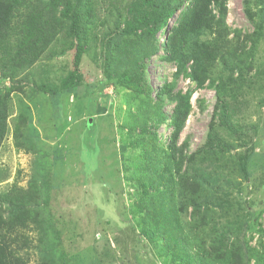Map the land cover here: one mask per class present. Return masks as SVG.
Segmentation results:
<instances>
[{
  "label": "rangeland",
  "instance_id": "rangeland-1",
  "mask_svg": "<svg viewBox=\"0 0 264 264\" xmlns=\"http://www.w3.org/2000/svg\"><path fill=\"white\" fill-rule=\"evenodd\" d=\"M66 1L18 2L13 43L0 50V117L6 114L0 242L14 264H187L185 251L196 258L193 264H213L206 254L216 252L226 220L234 232L227 244L246 240L256 250L250 264H264V76L254 78L255 68L246 64L254 58L264 66V0H226L227 34L245 48L247 77L238 70L226 77L235 130L216 124L234 148L224 156L197 153L216 111V91L177 74L178 61L168 50L175 18L195 0H184L155 33L125 13L133 0H69L82 19V78L78 87L49 95L35 87L59 85L73 66L70 21L62 16ZM179 2L171 0L170 7ZM209 10L221 17L218 8ZM253 42L256 48L248 50ZM140 57L146 80L141 93L116 82ZM170 85L172 96L160 103L157 94ZM190 91L191 109L173 154L174 96ZM245 151L247 181L235 157ZM243 200L251 207L246 238V228L237 227L250 215L241 210ZM191 227L200 237L189 245ZM182 245L185 250H177Z\"/></svg>",
  "mask_w": 264,
  "mask_h": 264
},
{
  "label": "trees",
  "instance_id": "trees-1",
  "mask_svg": "<svg viewBox=\"0 0 264 264\" xmlns=\"http://www.w3.org/2000/svg\"><path fill=\"white\" fill-rule=\"evenodd\" d=\"M21 0H0V50L6 49L13 43V27L12 21L17 9V4ZM170 1V2H169ZM171 0H133L127 4L125 13L132 14L133 18L140 25L148 28L152 33H155L159 26L167 25V18H174L175 13L184 4V0H180L177 7H170ZM214 6L218 8L221 14L220 18H216L213 15L209 7ZM225 9L226 0H200L195 2L190 7L189 11L182 16L175 18V26L171 30H174V34L170 35L167 42L171 43V48L168 49L171 54V58L178 61V72L186 73L191 79L192 83L198 87L204 85L213 87L216 91V111L212 116V120L209 125V131L207 133L206 141L198 149L199 154H212L219 153L222 156L227 153H232L233 147L230 143L223 140L218 134L217 125H221L226 129L235 130L230 122V107H229V88L230 83L226 77L231 76L236 70L239 71V77L246 79L247 75L243 69V62L245 59V48H240L235 45V42L229 38L227 34L228 27L225 22ZM62 16L70 21V35L74 44V54L72 60V69L61 80L59 85H48L41 83L37 85L36 90L49 94L57 95L65 90L74 89L80 85L82 78L80 64L83 55L86 51L84 44V38L82 33L81 14L74 6L73 2L67 0L63 4ZM224 17V19H223ZM158 21V23H156ZM261 23L257 24L258 30L263 28ZM129 34H133L134 30H126ZM239 33V32H238ZM176 36L178 41L174 44L172 38ZM247 37V36H246ZM202 39V40H201ZM253 46L248 50L256 48V44L253 42ZM176 45V46H173ZM237 54V60L236 59ZM137 61L134 66H126L117 75L116 82L122 86L129 88H135V90L143 92L142 86L146 82L145 80V61L143 57ZM246 64L251 68H255L253 77L256 79L263 78L264 66L255 64L254 58L246 61ZM19 65L15 66L12 73H15ZM110 84V83H107ZM172 85L166 86L157 94L158 101L163 102L166 94L172 96ZM148 94V93H147ZM191 97L192 91L183 94L178 93L174 98L177 100L176 108L172 119V133L170 135V141L168 144L169 152H172L178 148V142L186 123L189 111L191 109ZM4 116V119L2 120ZM6 114L4 113L0 117V137L4 135L6 124ZM165 119H160L159 122ZM216 121V122H215ZM217 124V125H216ZM148 125L142 128V131H147ZM174 154V153H173ZM195 157V154H194ZM240 174L245 181L249 180V152H237L235 154ZM191 163V162H190ZM191 167L188 166V171ZM227 203L232 204L230 198L225 199ZM241 210L245 214L239 222L237 227L246 228L244 235L241 237L246 238L249 228H251V207L249 201L243 200ZM190 235L187 237V244L192 245L193 241H198L200 237L199 230H193L191 227ZM233 229L230 226L228 220L220 226L219 236L221 239L216 244V252L212 254H206V256H212L208 258L209 262L213 264H250L251 258L255 256V249L246 240L240 241V236H237L239 240L236 246L227 244V241H231ZM193 235V236H191ZM183 249V245L179 246L177 250ZM235 253V255H234ZM230 256V260L225 257ZM183 261H189L190 264L196 260V258L185 251V255L181 257ZM0 264H14L13 258L8 252V246L3 242H0Z\"/></svg>",
  "mask_w": 264,
  "mask_h": 264
}]
</instances>
